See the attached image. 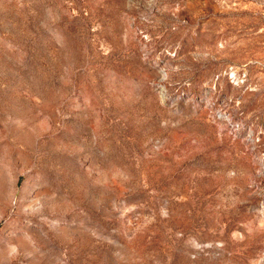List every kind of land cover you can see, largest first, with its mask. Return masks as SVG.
I'll return each mask as SVG.
<instances>
[{
    "label": "rangeland",
    "instance_id": "rangeland-1",
    "mask_svg": "<svg viewBox=\"0 0 264 264\" xmlns=\"http://www.w3.org/2000/svg\"><path fill=\"white\" fill-rule=\"evenodd\" d=\"M0 264H264V0H0Z\"/></svg>",
    "mask_w": 264,
    "mask_h": 264
}]
</instances>
